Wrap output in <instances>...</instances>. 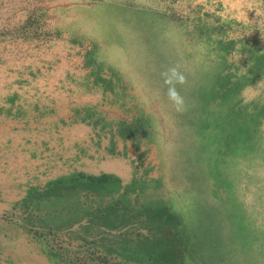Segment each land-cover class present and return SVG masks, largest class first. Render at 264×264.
<instances>
[{
	"label": "rangeland",
	"instance_id": "obj_1",
	"mask_svg": "<svg viewBox=\"0 0 264 264\" xmlns=\"http://www.w3.org/2000/svg\"><path fill=\"white\" fill-rule=\"evenodd\" d=\"M0 264H264V0H0Z\"/></svg>",
	"mask_w": 264,
	"mask_h": 264
},
{
	"label": "clouds",
	"instance_id": "obj_2",
	"mask_svg": "<svg viewBox=\"0 0 264 264\" xmlns=\"http://www.w3.org/2000/svg\"><path fill=\"white\" fill-rule=\"evenodd\" d=\"M164 77V84L168 85L167 96L179 109L183 105V98L177 91L176 85L185 82V76L176 67L169 68L166 72L161 73Z\"/></svg>",
	"mask_w": 264,
	"mask_h": 264
},
{
	"label": "trees",
	"instance_id": "obj_3",
	"mask_svg": "<svg viewBox=\"0 0 264 264\" xmlns=\"http://www.w3.org/2000/svg\"><path fill=\"white\" fill-rule=\"evenodd\" d=\"M97 179L102 181V180H107L108 178L106 176H102V177H98Z\"/></svg>",
	"mask_w": 264,
	"mask_h": 264
}]
</instances>
